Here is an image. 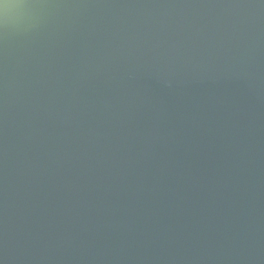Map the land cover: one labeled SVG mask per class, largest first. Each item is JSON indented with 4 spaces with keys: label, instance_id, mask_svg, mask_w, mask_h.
Listing matches in <instances>:
<instances>
[{
    "label": "water",
    "instance_id": "1",
    "mask_svg": "<svg viewBox=\"0 0 264 264\" xmlns=\"http://www.w3.org/2000/svg\"><path fill=\"white\" fill-rule=\"evenodd\" d=\"M0 264H264V0H0Z\"/></svg>",
    "mask_w": 264,
    "mask_h": 264
}]
</instances>
